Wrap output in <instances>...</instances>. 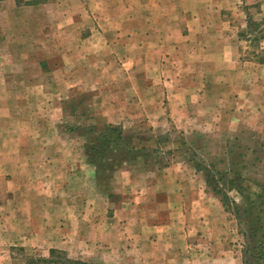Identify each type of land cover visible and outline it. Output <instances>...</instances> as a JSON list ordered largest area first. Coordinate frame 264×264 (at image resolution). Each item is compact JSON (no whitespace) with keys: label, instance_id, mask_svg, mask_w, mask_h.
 <instances>
[{"label":"crops","instance_id":"1","mask_svg":"<svg viewBox=\"0 0 264 264\" xmlns=\"http://www.w3.org/2000/svg\"><path fill=\"white\" fill-rule=\"evenodd\" d=\"M225 1L0 0V209L2 239L9 247L45 246L70 258L114 264H181L185 252L196 249L193 237L209 234L211 241L219 218L193 167L127 166L103 179L79 146L73 153L65 145L69 141L49 138L52 125L38 119L33 103L40 94L38 83L50 74L43 71L53 56L46 52L60 53V81L68 92L86 66L82 57L73 60L70 50H81L95 34L125 39V46L141 51L142 65L160 59L166 65L172 59L171 81L181 86L165 96L178 99L174 113L187 112L188 95L200 98L194 84L185 82H198L203 94L209 86L221 85L239 102L259 97L263 78L250 74L248 66L262 64L240 57L237 36L246 24L240 13L216 8ZM89 16L96 20L93 28L85 25ZM259 16L264 18V0ZM70 35L75 36L72 42ZM132 94L127 89L117 95L124 99ZM142 94L146 99L150 91ZM219 96L225 98L223 92ZM146 104L142 111L147 114ZM146 203L161 204L164 219L146 214Z\"/></svg>","mask_w":264,"mask_h":264},{"label":"rangeland","instance_id":"2","mask_svg":"<svg viewBox=\"0 0 264 264\" xmlns=\"http://www.w3.org/2000/svg\"><path fill=\"white\" fill-rule=\"evenodd\" d=\"M260 6L261 0H227L216 8L223 13H240V22L246 24L237 36L240 57L262 64H250L248 69L250 74L261 76L263 83L264 18L259 16ZM89 17L85 25L93 28L96 20ZM58 36L55 35V40ZM73 37L70 35V42ZM102 37L95 34L81 44V50H70L73 60L82 57L79 59L85 60L86 66L82 67L81 81L70 82L75 85L68 92L60 81V53L46 52L53 55L50 66L45 60L46 68L43 65V71L50 74L47 81L44 77L38 83L36 90L40 94L33 104L38 106V119L52 125L48 129L49 138H62L69 141L65 145L73 148V153L78 146L85 153L84 146L94 139L97 130L112 124L121 127L131 141L132 153L127 163L108 173L109 176L127 166L134 170L193 167L200 182H204L205 192L213 197L220 226L211 235V241L209 234L193 237L196 249L188 250L190 255L185 252L181 264H264V83L262 95L241 98L239 102L237 96H227L221 85L214 86L213 90L209 86L203 94L198 90V82H185L187 87L194 84L191 87L200 92V98L188 95L187 112L181 115L172 110L178 101L176 96L169 95V99L165 96L167 91L175 94L181 86L176 80L171 81L175 72L172 59L166 65L161 59V63L142 65L141 51L125 46V39L117 42L112 40L114 35ZM104 37L112 43H105ZM126 59L133 64H124ZM127 89L133 94L119 98L117 94ZM146 90L150 96L143 99L142 93ZM221 92L225 98L216 97ZM144 103L150 105L151 111L147 114L142 111ZM46 107L50 109L48 114ZM143 208L146 214L154 212L155 220L164 219L161 204L146 203ZM1 212L0 209V264H25L28 256L49 257L50 249L46 251L45 246L9 247L2 239Z\"/></svg>","mask_w":264,"mask_h":264},{"label":"trees","instance_id":"3","mask_svg":"<svg viewBox=\"0 0 264 264\" xmlns=\"http://www.w3.org/2000/svg\"><path fill=\"white\" fill-rule=\"evenodd\" d=\"M90 129H95L91 127ZM131 141L123 133L121 127L106 124L97 130L93 140L86 143L85 154L89 163L96 168L97 176L106 178L109 174L125 162L132 153ZM109 173V174H108ZM25 264H93L81 259H73L64 252L51 248L49 257L28 256Z\"/></svg>","mask_w":264,"mask_h":264}]
</instances>
